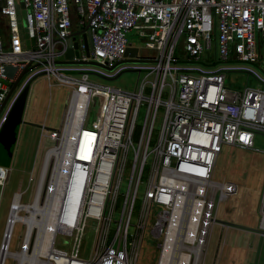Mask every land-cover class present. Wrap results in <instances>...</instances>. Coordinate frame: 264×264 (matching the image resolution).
Here are the masks:
<instances>
[{"label": "built area", "instance_id": "2783aa9c", "mask_svg": "<svg viewBox=\"0 0 264 264\" xmlns=\"http://www.w3.org/2000/svg\"><path fill=\"white\" fill-rule=\"evenodd\" d=\"M130 31L145 40L146 53L155 55L140 57L138 50L131 63L139 65L120 66L132 47L126 37ZM83 34L89 37L88 52ZM260 43L263 49L264 0H0V130L35 75L54 77L70 89L61 129L43 130L44 138L55 142L52 149L63 150V156L51 160L43 181L38 203L43 212L38 216L45 228L40 235L35 231L23 250L25 226L21 247L14 252L19 260L23 264H135L150 225L152 235L161 239L157 264H207L217 205L238 193L236 184L212 180L216 160L223 147L252 150L254 132L264 134ZM69 51L71 60L66 59ZM5 66L16 69V75L34 68L3 105L13 83L2 74ZM125 71L144 74L134 91L96 85L89 79L95 75L112 80ZM227 71L246 72L260 87L230 91L225 86ZM95 91L104 98L101 120L96 127H87ZM141 106L145 117L134 146ZM160 110L161 127L153 141ZM130 149L128 187L115 221ZM6 173L0 166V184ZM142 183L146 188L132 226ZM23 194L14 196L20 199ZM87 220L96 227L92 251L84 259L80 243ZM258 229L264 233V186ZM6 231L7 227L0 243L2 264L10 242L1 249ZM57 235L70 238L67 249L55 247Z\"/></svg>", "mask_w": 264, "mask_h": 264}, {"label": "rangeland", "instance_id": "374dc122", "mask_svg": "<svg viewBox=\"0 0 264 264\" xmlns=\"http://www.w3.org/2000/svg\"><path fill=\"white\" fill-rule=\"evenodd\" d=\"M126 37L128 44L139 50L140 57H154V51H148V53L144 51L145 40L140 38L136 31H130ZM261 63L264 64V60ZM133 65L139 64L125 62L120 66L132 67ZM245 66L262 75L256 68L249 65ZM225 75V86L230 91H242L246 87H260L257 80L246 72L227 71ZM143 77L144 74L138 75L134 71H125L112 80H105L95 75H89L90 81L96 85L119 88L126 91H134L136 84H139ZM148 79H151V77ZM28 83L25 92L15 105L23 109L22 120L24 124L19 125L17 128V138L10 161L7 165L4 164L2 166L7 170V173L4 184H0V243L2 234L5 233L9 209L13 204L14 195L24 192L20 198V203L24 206L30 203L37 186V179L41 178L46 155L49 151L57 150L52 149L55 146L54 141L46 137L44 138L43 130L59 131L61 129L67 110L68 95L70 94L69 88L59 85L54 77H49L48 79L44 74L35 75ZM19 87L20 85L10 96L9 101L15 96ZM14 104L15 102L12 106ZM103 105V95L95 91L89 104L87 127H96L100 123ZM162 116V110H160L156 115L153 141L156 138V131L161 127ZM144 117L145 107L141 106L135 120L134 146H136L137 136L139 129L143 125ZM132 155L130 149L127 154L126 169L120 180L117 211L113 214V220L115 221L119 219L121 196L126 193L128 187V172L130 171L129 167ZM55 158L57 156L49 159L44 178L50 171L49 167H52L51 160ZM149 164L150 159L148 160ZM146 170H148V167H146ZM34 178L36 179L35 183L32 182L30 184V179ZM212 180L216 182L224 180L232 182L237 185L238 193L228 201L219 203L218 205L217 202L215 203V207L217 205L216 220L218 222L213 224L209 231L206 263L212 264L215 258V264H264V238L259 236V234L248 233L247 231L245 232L233 227H223L219 223L226 222L230 225H239L253 229L259 228L261 198L264 186V134L254 132L252 150L223 147L222 152L216 160ZM43 186L44 183L41 192ZM145 188L144 183L139 187L137 201L131 217L132 226L137 223L138 208L141 205ZM35 197L36 194L34 201ZM20 216L24 217L25 213H21ZM95 227V223L87 220L80 243V257L84 259H88L92 251ZM115 227V224H111L112 230H115ZM24 232L25 225L16 223L8 246L10 253L19 250ZM133 232L134 228L131 227L129 233L132 234ZM160 242L161 239H157L152 235L151 227L148 225L144 232L135 264H157ZM69 246L70 238L64 235L56 236L55 247L67 249ZM4 264L16 263L14 258H7Z\"/></svg>", "mask_w": 264, "mask_h": 264}, {"label": "water", "instance_id": "95a60500", "mask_svg": "<svg viewBox=\"0 0 264 264\" xmlns=\"http://www.w3.org/2000/svg\"><path fill=\"white\" fill-rule=\"evenodd\" d=\"M75 36H76V34H73V37H75ZM83 40H84V43L86 45L87 52H88L91 49L88 34H83ZM76 44L77 43L74 44V48H76ZM261 47L262 46L260 43V48ZM137 52H138L137 48L128 47L126 55H125V58H126L125 61L126 62H135V60H133V58L136 56ZM75 55H77V53H75ZM66 59H70V60L72 59V52L71 51H69L67 53ZM33 68L34 67L26 68L23 71H21L18 75H16V69H14V68L6 67V66L3 68V73H2L3 76L5 78H7L8 80H13V83L11 84L10 90L8 92V95H7L3 105H5L6 102L9 100L10 96L13 94L14 90L16 89L19 82L23 79V77L27 73H29ZM115 78H117V77H115ZM27 85H25V87L21 91V94H19V96L17 97L14 106H12V108L9 112V115H8L6 122L4 123V125L2 126V128L0 130V164H1V166H3L4 164L7 165V163L10 161V159L12 157L11 155H12V151H13V148L15 145V141L17 138V132H18L17 128L19 125L24 124L23 120H22L23 109L18 108L15 105H16V102L18 101V99L21 97V95L25 92ZM45 130L48 131L47 129H45ZM11 209L13 210L14 207H11ZM8 222H10V220ZM219 223L223 227L229 226V227L241 229L243 231H248V232H252V233L264 236V233L261 232L259 229L247 228V227H243V226H239V225H233V224L230 225L226 222H219ZM6 246H7V243H3L1 249L5 250ZM2 262H3V258L0 257V264H2Z\"/></svg>", "mask_w": 264, "mask_h": 264}, {"label": "bare ground", "instance_id": "6f19581e", "mask_svg": "<svg viewBox=\"0 0 264 264\" xmlns=\"http://www.w3.org/2000/svg\"><path fill=\"white\" fill-rule=\"evenodd\" d=\"M53 156H57V158H58V156L59 157L63 156V150L61 148H57V150L49 151L48 154L46 155L43 171L41 174V180H40L39 187L37 189V193H36L34 203L30 206H24L20 203V199H19L20 196L19 195L14 196L12 207H15L16 209L12 210L11 216L9 218L10 222H9L8 226H6L7 227L6 233H7V236L9 234L10 239H8L6 236L4 243H8L9 241H11L12 231H13V228H14L16 223H20V224L25 225L26 229H27L26 235H25V243L23 246V250H25V248H26L28 239H29V245L32 242V240H33L32 236L34 235L35 231H37L38 235H40L43 228H45V227L41 226L42 219H41V221H39V218H38L39 217L38 215L40 214L42 216V212H43L41 209H39L38 203H39V196L41 197V188L43 185V178L45 176V172L47 171V169H46L47 163L49 162V159ZM22 211H24L28 215V217L27 216H24V217L20 216L19 213ZM9 244H10V242H9ZM3 254H4V252L2 251L1 258H4ZM4 256H6V259L7 258H14V261H18L19 264L24 263L23 260H19V255L17 253H15V254L10 253L9 248L7 250V253Z\"/></svg>", "mask_w": 264, "mask_h": 264}, {"label": "crops", "instance_id": "0c3cea01", "mask_svg": "<svg viewBox=\"0 0 264 264\" xmlns=\"http://www.w3.org/2000/svg\"><path fill=\"white\" fill-rule=\"evenodd\" d=\"M42 130V129H41ZM22 193V192H21ZM237 229V228H236ZM258 229V228H257ZM241 230V229H240ZM246 232V231H245ZM248 232V231H247ZM248 233H252V232H248ZM253 234H255V233H253ZM259 236H261L262 238H264V236L263 235H259ZM214 264H215V258H214Z\"/></svg>", "mask_w": 264, "mask_h": 264}, {"label": "trees", "instance_id": "16d2710c", "mask_svg": "<svg viewBox=\"0 0 264 264\" xmlns=\"http://www.w3.org/2000/svg\"><path fill=\"white\" fill-rule=\"evenodd\" d=\"M261 56L264 58V50L262 51Z\"/></svg>", "mask_w": 264, "mask_h": 264}]
</instances>
